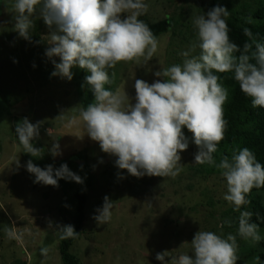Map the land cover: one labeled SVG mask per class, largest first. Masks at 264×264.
<instances>
[{
    "label": "rangeland",
    "instance_id": "obj_1",
    "mask_svg": "<svg viewBox=\"0 0 264 264\" xmlns=\"http://www.w3.org/2000/svg\"><path fill=\"white\" fill-rule=\"evenodd\" d=\"M262 1L145 0L149 10L143 16L150 22L170 18L172 27L156 36L158 51L147 65L119 62L108 69L114 81L110 89L125 90L135 103L136 79L149 83L163 79L155 71L182 64L184 52L190 57L199 55L193 25L196 16H206L215 6L225 7L229 17L235 12L247 16ZM13 4L14 0H0V264H64L58 229L74 226L79 192L86 194V218L84 233L71 252L80 264H163L156 254L165 250L173 257L193 255L191 241L197 231H213L224 238L236 235L237 264H259L264 228L259 227L262 239L258 243L240 238L237 227L225 228L224 222L234 217L228 211L234 206L223 198L226 181L216 168L195 163L199 148L193 134L183 128L189 146L181 152L183 171L174 179L137 178L118 169L116 158L104 153L85 132L80 111L83 99L92 103L94 94L88 100L80 98L82 69L74 67L70 81L51 75L52 60H60L45 54L51 46V30L37 14L31 42L20 37L14 30ZM25 117L33 124L40 122L33 144L42 148V158L23 152L18 141L16 125ZM55 142L62 154L53 157L50 149ZM30 159L41 168L51 164L55 169L66 163L83 183L59 179L62 193L49 196V187H55L33 182L34 175L26 169ZM105 196L112 203L111 218L100 224L95 216ZM6 229L19 238L9 239ZM170 256L165 257L169 264Z\"/></svg>",
    "mask_w": 264,
    "mask_h": 264
},
{
    "label": "clouds",
    "instance_id": "obj_2",
    "mask_svg": "<svg viewBox=\"0 0 264 264\" xmlns=\"http://www.w3.org/2000/svg\"><path fill=\"white\" fill-rule=\"evenodd\" d=\"M13 10L14 30L25 40L31 42L33 17L37 14L51 30L48 41L51 46L45 54L60 58L58 63L52 60L51 75L70 81L72 69L77 66L90 73L85 80L94 101L82 108L80 115L85 132L99 143L104 153L116 158L118 169L127 170L137 178L145 175L176 178L183 171L181 152L189 146L183 131L186 127L199 148L195 163L214 166L226 181L223 198L240 212L237 235L245 241H261L259 225L251 222L253 213L240 209L251 203L248 197L254 188L264 187V164L247 147L233 150L231 159L225 155L219 163L213 155L228 126L224 105L229 92L218 73H233L252 107L264 108V43L256 39L250 28L243 29L250 42H245L241 50L230 39L226 19L230 12L225 7L215 6L206 16H196L193 25L197 30L199 55L190 57L184 52L182 64L155 71L154 75L163 79L152 83L136 79L135 103H132L125 90L106 87L114 82L108 69L115 68L119 62L144 66L157 53L156 35L139 19L149 10L145 0H14ZM247 22H253L251 16ZM237 52L239 56L235 55ZM39 127L40 122L33 124L25 117L15 130L23 152L36 158L44 154L42 148L33 144L39 137ZM50 152L53 157L62 154L58 142ZM26 169L34 175V183L53 187L59 186V179L83 183V178L66 163L55 169L51 164L41 168L30 159ZM111 208V200L105 196L102 207L97 209L96 221L100 224L109 221ZM224 223L231 226L232 222ZM58 230L61 239H75L79 234L71 224ZM6 235L9 239L19 238L7 229ZM191 246L193 255L173 257L165 250L157 253L156 259L163 264H169L166 256L171 257L170 264H237L239 259L237 238L233 234L224 238L213 231H197Z\"/></svg>",
    "mask_w": 264,
    "mask_h": 264
},
{
    "label": "trees",
    "instance_id": "obj_3",
    "mask_svg": "<svg viewBox=\"0 0 264 264\" xmlns=\"http://www.w3.org/2000/svg\"><path fill=\"white\" fill-rule=\"evenodd\" d=\"M249 16L253 20L251 24L247 22ZM139 19L147 23L156 36L172 27L170 18H165L158 22H150L145 16H141ZM227 23L230 29V39L240 46L241 50H243L245 42H250L248 37L243 33L245 27L250 28L256 39L264 43V2L262 1L259 4L253 14L244 16L240 12H235L229 17ZM254 50L255 48L253 47L252 51ZM235 55L239 56L240 52L235 53ZM252 62L255 63V60L253 59ZM89 74L84 69L80 72L81 87H83L80 93L81 99L84 96L87 100L88 98H92V91L85 80V77ZM218 75L221 77L220 82L228 89L229 96L224 105V117L228 121V126L224 140L218 145V151L213 154L216 162L219 163L225 155L231 159L233 150L247 147L255 154L257 160L264 164V108L252 107L250 98L241 92L233 73H218ZM106 87L110 88V85H106ZM83 102L84 107L90 104V102L87 103L84 99ZM212 169H215V167L212 166ZM216 171L220 170L217 169ZM76 196L78 197V201L74 228L79 234L75 239H61L59 251L64 264H80L77 255L71 252V247L84 233L86 194L79 192ZM248 198L251 203L243 206L241 209L252 212L251 222L258 224L260 228H264V187L259 189L254 188ZM228 211H233L234 217L232 220H227L232 223L231 226L225 223V228H238L240 212L232 208ZM262 245L264 246V240L262 241ZM259 258V264H264V251L260 253Z\"/></svg>",
    "mask_w": 264,
    "mask_h": 264
},
{
    "label": "crops",
    "instance_id": "obj_4",
    "mask_svg": "<svg viewBox=\"0 0 264 264\" xmlns=\"http://www.w3.org/2000/svg\"><path fill=\"white\" fill-rule=\"evenodd\" d=\"M36 188H38V184H35ZM38 192V191H36ZM60 194L62 193V190L59 188V187H55L53 190H52V187H49V191L47 192V195L51 196V194Z\"/></svg>",
    "mask_w": 264,
    "mask_h": 264
}]
</instances>
